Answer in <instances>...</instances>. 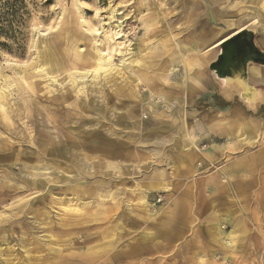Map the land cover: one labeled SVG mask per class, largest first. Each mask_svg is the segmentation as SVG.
<instances>
[{
  "label": "rangeland",
  "instance_id": "1",
  "mask_svg": "<svg viewBox=\"0 0 264 264\" xmlns=\"http://www.w3.org/2000/svg\"><path fill=\"white\" fill-rule=\"evenodd\" d=\"M27 7L0 46V264H264V102L210 70L241 30L264 51V0ZM221 111L260 127L231 150Z\"/></svg>",
  "mask_w": 264,
  "mask_h": 264
},
{
  "label": "flooded vegetation",
  "instance_id": "2",
  "mask_svg": "<svg viewBox=\"0 0 264 264\" xmlns=\"http://www.w3.org/2000/svg\"><path fill=\"white\" fill-rule=\"evenodd\" d=\"M254 42L253 37L249 33H246L240 34L235 41V44L240 46V51L230 53L227 48L224 49L221 45H218L219 50L217 56L211 64H213V68L221 80L233 81L234 75L239 72L243 64L247 67L248 81L252 67L264 68V51L255 45ZM248 84L249 87L255 89L254 92L259 89L257 85H251L250 82Z\"/></svg>",
  "mask_w": 264,
  "mask_h": 264
},
{
  "label": "crops",
  "instance_id": "3",
  "mask_svg": "<svg viewBox=\"0 0 264 264\" xmlns=\"http://www.w3.org/2000/svg\"><path fill=\"white\" fill-rule=\"evenodd\" d=\"M204 63H205V58H203L201 60L198 59V61H197V64L202 66V67H204V65H203ZM250 73H251V77L255 76V75H258V76L260 75V76H262V78H264V72H262V70L259 71V67H252L250 69ZM257 82L264 84V79L262 81H257ZM197 84H198V81H196V83H193L192 85H190L187 88V92H188L187 96L189 99H191V97H190L191 95H193L194 97H196L198 95L199 88H198ZM194 97H192V99ZM189 99H188V101H190ZM174 101L175 100H172L170 102L169 106H167V108H166L167 110L171 109L173 107V105H175ZM188 101L186 103H188ZM181 102L183 105L186 104L185 102H183V100ZM209 124L210 125L214 124L216 126H217V124H218V126H220L221 124L224 125L225 130H226L225 132L227 133V136H228L227 147L230 148L231 150H235L236 148H238L240 146V140L233 142L232 139H230L231 137L233 139H237L238 136H242L245 134H247V136H248V134L255 132V130L259 129V127H260L259 125H254V124L250 123V121H246L245 118L243 117V115L241 114V112H239V111H232V112H228V113H223L221 111L219 113V117L211 119ZM191 136L189 135V137L193 139L194 135H191ZM262 136L264 138V131H263ZM242 139L244 141L246 138H242ZM245 141H247V140H245ZM227 182H228V179H227ZM194 202H196V201H192V203H194ZM199 203L200 202H196L197 205H199ZM179 210H180V207H179ZM181 210H182V207H181ZM216 231H217L218 236L220 237L219 241H221L223 234L224 233L226 234V232H224L222 229H219V228H217ZM235 232L236 231L233 229L228 233L230 234V233H235ZM219 244H220V242H219Z\"/></svg>",
  "mask_w": 264,
  "mask_h": 264
},
{
  "label": "water",
  "instance_id": "4",
  "mask_svg": "<svg viewBox=\"0 0 264 264\" xmlns=\"http://www.w3.org/2000/svg\"><path fill=\"white\" fill-rule=\"evenodd\" d=\"M249 33L253 39L255 38V34L251 30H241V32L235 36H231L232 38L225 40L222 44H220L224 49L227 48L228 52L233 53L240 51V46L235 44L238 36L240 34ZM256 45V43L254 42ZM210 70L215 74L216 78L223 84V90L234 94L235 96H239L241 100L245 101L250 106H255L258 103L264 102V90L255 89L249 87L248 84V75H247V67L243 64L240 67V70L237 74L234 75L233 81L228 80H221L218 75L216 74L213 64L210 65ZM253 92V93H252Z\"/></svg>",
  "mask_w": 264,
  "mask_h": 264
},
{
  "label": "trees",
  "instance_id": "5",
  "mask_svg": "<svg viewBox=\"0 0 264 264\" xmlns=\"http://www.w3.org/2000/svg\"><path fill=\"white\" fill-rule=\"evenodd\" d=\"M27 12V0H0V46L18 43Z\"/></svg>",
  "mask_w": 264,
  "mask_h": 264
},
{
  "label": "bare ground",
  "instance_id": "6",
  "mask_svg": "<svg viewBox=\"0 0 264 264\" xmlns=\"http://www.w3.org/2000/svg\"><path fill=\"white\" fill-rule=\"evenodd\" d=\"M112 40V39H111ZM112 42V41H111ZM222 42V41H221ZM219 42V43H221ZM112 48V47H111ZM107 54H103L102 52H97V58L95 59V69H94V73L93 74V78H100V77H105V79H108V77H110L111 75H117V73H120L118 71V69L116 67H114L113 63L110 61V59H106ZM115 71V73L113 72ZM43 73V71H42ZM91 73V72H90ZM75 74V73H74ZM73 74V75H74ZM89 74V73H88ZM87 74V75H88ZM92 76V75H91ZM81 78H83V76H80ZM79 77V78H80ZM258 77V78H257ZM70 78V77H69ZM74 81L76 79L73 78ZM252 79L254 81H262L264 78H262V76H258V75H255V76H252ZM145 80H148L145 78ZM77 82V81H76ZM74 83V82H73ZM223 96L225 97V99H228V100H231L234 96V94H231L227 91H224L223 93ZM229 115V114H228ZM221 123V122H220ZM111 167V165H110ZM226 180V179H225ZM118 199V198H117ZM102 200V199H101ZM142 202V201H141ZM84 203V202H83ZM41 205V204H40ZM32 207V206H31ZM65 210H68V211H78L79 209L77 207H75L74 205H66V206H63ZM36 209V208H35ZM35 215V214H34ZM221 231V230H220ZM223 246V245H222ZM227 248L230 249L229 245L226 246ZM233 249V248H232ZM232 251V250H231Z\"/></svg>",
  "mask_w": 264,
  "mask_h": 264
}]
</instances>
